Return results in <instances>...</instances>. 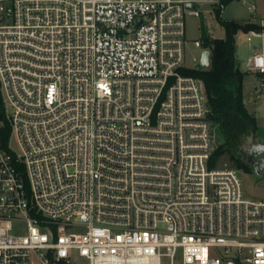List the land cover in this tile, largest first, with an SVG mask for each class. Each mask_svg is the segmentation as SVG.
Segmentation results:
<instances>
[{
    "label": "built area",
    "instance_id": "obj_1",
    "mask_svg": "<svg viewBox=\"0 0 264 264\" xmlns=\"http://www.w3.org/2000/svg\"><path fill=\"white\" fill-rule=\"evenodd\" d=\"M205 5L226 8L0 0V110L21 151L0 142V264H264V200L212 165L205 87L186 74L201 56L185 21ZM247 69L264 93L263 49Z\"/></svg>",
    "mask_w": 264,
    "mask_h": 264
},
{
    "label": "trees",
    "instance_id": "obj_2",
    "mask_svg": "<svg viewBox=\"0 0 264 264\" xmlns=\"http://www.w3.org/2000/svg\"><path fill=\"white\" fill-rule=\"evenodd\" d=\"M217 15L225 32L224 38L209 42L207 38L203 39L205 48L211 51V67L208 70H189L186 74L200 79L205 87L215 136L212 165L216 166L223 157H227L236 169L250 172V167L242 160L243 146L250 136L257 137L258 126L245 104L244 88L248 73L242 71L238 64L235 37L240 31H259L260 26L225 21L220 13ZM11 133L12 128L1 108L0 142L4 147L10 142Z\"/></svg>",
    "mask_w": 264,
    "mask_h": 264
},
{
    "label": "rangeland",
    "instance_id": "obj_3",
    "mask_svg": "<svg viewBox=\"0 0 264 264\" xmlns=\"http://www.w3.org/2000/svg\"><path fill=\"white\" fill-rule=\"evenodd\" d=\"M223 1H225V3L227 1L226 8L221 17V19L225 21H237L242 24H257L258 22L264 20V0H256L257 10L255 13L249 12L248 6L243 4L244 0ZM215 9V6L205 5L204 7H200V10L202 11L201 17L197 18L188 16L186 18V36L189 42L187 46V58L189 64L192 63V59L194 57H200L202 54V50L195 47V40L207 38V41L209 42L217 38H224L225 36L224 29L218 21V15ZM249 33L240 31L236 35V55L241 70L248 73L245 78L244 88L245 104L249 112L257 120V137L264 141V93L258 91V78L255 75L249 73L247 69V61L258 50H264V39L260 36L251 35ZM245 145L246 142L244 146ZM9 147L14 153L20 154L21 151L14 134H12L10 137ZM216 167L236 169L233 163L227 157H223L218 162ZM240 171L243 181V188L247 195L251 198L264 200V178H258L251 169L250 172H245L244 170ZM14 228V233L16 234H24L27 231L26 224L22 222L16 223ZM77 264L85 263L81 262L80 260Z\"/></svg>",
    "mask_w": 264,
    "mask_h": 264
},
{
    "label": "water",
    "instance_id": "obj_4",
    "mask_svg": "<svg viewBox=\"0 0 264 264\" xmlns=\"http://www.w3.org/2000/svg\"><path fill=\"white\" fill-rule=\"evenodd\" d=\"M194 6L191 5V8ZM128 33V32H127ZM130 33V32H129ZM123 34V32H120ZM211 67V51L205 50L197 65L198 70H208ZM242 160L250 167L253 173L260 179L264 178V141L258 137L250 136L243 146Z\"/></svg>",
    "mask_w": 264,
    "mask_h": 264
}]
</instances>
